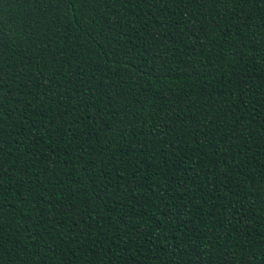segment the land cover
I'll return each instance as SVG.
<instances>
[{
    "label": "trees",
    "instance_id": "1",
    "mask_svg": "<svg viewBox=\"0 0 264 264\" xmlns=\"http://www.w3.org/2000/svg\"><path fill=\"white\" fill-rule=\"evenodd\" d=\"M0 264H264V0H0Z\"/></svg>",
    "mask_w": 264,
    "mask_h": 264
}]
</instances>
